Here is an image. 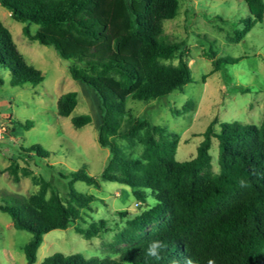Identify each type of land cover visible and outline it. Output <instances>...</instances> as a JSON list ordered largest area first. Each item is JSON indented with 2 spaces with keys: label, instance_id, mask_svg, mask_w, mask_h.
Segmentation results:
<instances>
[{
  "label": "trees",
  "instance_id": "obj_1",
  "mask_svg": "<svg viewBox=\"0 0 264 264\" xmlns=\"http://www.w3.org/2000/svg\"><path fill=\"white\" fill-rule=\"evenodd\" d=\"M245 1L252 17L242 21L244 28L235 41L264 20V1ZM0 5L24 24L27 39L53 47L62 59L72 61V79L87 85L99 100L98 143L110 150L100 178L84 170L62 175L68 181V199L40 178L37 193L28 198L12 196L0 205L14 228L32 234L23 247L27 264H36L45 235L75 226L82 210L99 200L78 192L76 182L96 188L112 182L132 190L138 211L132 218L121 213L128 217L127 228L117 236L118 244L126 247L119 259L56 253L41 264H171L185 257L194 264H264V120L259 126L223 123L216 132L215 119L203 134L197 156L184 162L176 158L179 141L174 133L135 118L123 128L128 99H162L192 82L186 60L189 49L165 36L164 23L177 17L179 0H0ZM32 25L38 26L35 33ZM177 56L178 65L165 63ZM208 57L215 60V53ZM229 62L215 60V71ZM0 65L10 72L13 87L35 86L45 79L26 61L1 20ZM77 105L78 93L61 96L58 115L69 117ZM71 122L81 129L92 118L81 115ZM31 124L27 122L25 129ZM136 138L144 147L140 158L128 156L117 142ZM214 138L219 143L218 172L212 171ZM25 152L49 157L40 145ZM19 170L13 161L9 172L15 182L20 180ZM149 198L154 201L151 206ZM104 226L105 221H100L75 230L89 240L100 236ZM154 239L167 244L159 260L146 255Z\"/></svg>",
  "mask_w": 264,
  "mask_h": 264
},
{
  "label": "rangeland",
  "instance_id": "obj_2",
  "mask_svg": "<svg viewBox=\"0 0 264 264\" xmlns=\"http://www.w3.org/2000/svg\"><path fill=\"white\" fill-rule=\"evenodd\" d=\"M179 5L177 17L164 23L165 36L189 49L186 60L192 82L162 99L149 102L128 99L123 128L135 118L174 133L179 141L176 158L184 162L197 156L203 134L215 119L216 132L221 131L223 123L262 124L264 20L240 41H235L236 33L244 28L242 21L252 17L245 0H179ZM0 20L10 30L26 61L45 77L35 86L13 87L10 72L0 65V205H5L12 196L28 198L37 193L36 180L40 178L68 199V181L62 175L84 170L100 178L110 157V150L98 143L102 122L99 100L87 85L72 79L69 73L72 61L62 59L53 47L27 39L23 34L24 24L15 21L1 5ZM31 30L35 33L38 26L32 25ZM212 53L215 60L222 58L230 62L215 71V60L208 57ZM165 63L176 66L179 57ZM70 92L78 93V105L69 117H61L58 101ZM81 115L91 116L92 123L76 129L71 119ZM27 122L32 123L28 130L24 127ZM117 142L128 156H142L144 147L137 138L117 139ZM34 145L42 146L49 157L42 159L25 152ZM210 153L212 171L218 172L219 143L215 138ZM13 161L20 167L19 182L9 172ZM74 188L99 200L82 210V218L75 226L45 235L36 264L56 253L81 254L88 259H119L126 247L118 244L117 236L127 228L128 217L132 218L138 211L132 190L112 182H101L98 188L76 182ZM153 203L149 198L148 205ZM121 213L130 214L123 217ZM100 221H105V226L98 237L88 240L75 230ZM31 239V233L14 228L11 217L0 211V264H27L23 247Z\"/></svg>",
  "mask_w": 264,
  "mask_h": 264
},
{
  "label": "clouds",
  "instance_id": "obj_3",
  "mask_svg": "<svg viewBox=\"0 0 264 264\" xmlns=\"http://www.w3.org/2000/svg\"><path fill=\"white\" fill-rule=\"evenodd\" d=\"M244 183V181H241L242 186H244ZM166 247L167 244L160 239L151 240L146 249V255L159 260L161 259V251ZM171 264H194V261L191 259V257H185L182 262L179 259H173ZM209 264H212V262L210 261Z\"/></svg>",
  "mask_w": 264,
  "mask_h": 264
}]
</instances>
